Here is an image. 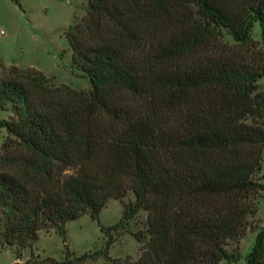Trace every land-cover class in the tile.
<instances>
[{"label": "trees", "instance_id": "trees-1", "mask_svg": "<svg viewBox=\"0 0 264 264\" xmlns=\"http://www.w3.org/2000/svg\"><path fill=\"white\" fill-rule=\"evenodd\" d=\"M86 1L65 36L91 90L34 68L0 78L11 113L0 126L15 138L0 158V249L20 255L42 231L65 238L67 223L99 222L133 192L122 219L146 211L149 241L136 232L140 257L114 264L238 262L226 247L252 229L264 191V59L239 49L255 23L264 46V0L236 21L212 0ZM121 224L100 225L108 247ZM246 264H264V229Z\"/></svg>", "mask_w": 264, "mask_h": 264}, {"label": "rangeland", "instance_id": "rangeland-1", "mask_svg": "<svg viewBox=\"0 0 264 264\" xmlns=\"http://www.w3.org/2000/svg\"><path fill=\"white\" fill-rule=\"evenodd\" d=\"M212 1L236 21L250 3L259 0ZM87 12L86 0H0V65H3V68L0 67V78L11 66L22 70L34 68L55 86H68L76 91L91 90L89 79L73 65L72 50L65 36L68 28L79 23ZM219 30L224 43L237 46L227 29ZM239 50L248 55L247 59H264V46L257 23L252 29L251 40ZM258 85L264 89V76L258 80ZM10 115V112L0 108V121L8 120ZM8 138L15 139L0 126V158L5 153L2 146ZM258 179L264 183V153L263 169ZM134 202L133 192L122 200H111L101 212L99 222L87 214L67 223L65 238L55 230L42 231L37 242L20 255L14 247L0 249V264H114V260H137L144 243L149 241L146 234L148 213L141 210L130 220L122 219L124 206ZM121 221L120 227L110 232L114 243L108 247L110 236L101 231L100 225L110 227ZM251 225L252 229L249 228L245 236L226 247L229 253L239 254L240 260L223 261L221 264L247 263L257 232L264 229V191ZM138 231L146 234L144 243L134 237ZM106 252L108 256L82 259L85 255Z\"/></svg>", "mask_w": 264, "mask_h": 264}]
</instances>
